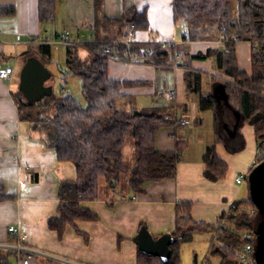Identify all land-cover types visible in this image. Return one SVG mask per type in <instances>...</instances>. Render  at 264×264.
Instances as JSON below:
<instances>
[{
  "label": "trees",
  "instance_id": "obj_1",
  "mask_svg": "<svg viewBox=\"0 0 264 264\" xmlns=\"http://www.w3.org/2000/svg\"><path fill=\"white\" fill-rule=\"evenodd\" d=\"M102 2L92 0L93 42L70 40L64 44L65 74L61 78L65 81L71 76L79 80L85 105L70 94L55 95L53 91L35 102L27 101L19 89L13 96L18 118L29 124L30 133L41 139L47 148L54 149L58 161L71 162L76 170L74 180H60L59 217L47 222L48 229L55 231L59 238L67 226L97 219L81 203L98 197L100 178L109 184L113 196L122 175L132 193L141 192L145 182L174 178L184 149L181 142H176L174 151H159L154 146L158 130L175 125L165 119L174 116L171 103L175 98L166 106L127 109L126 105L132 106L133 98L122 94L121 89L142 85L143 81L109 78L111 53L107 49L113 50L117 60L123 62L182 69L185 94L197 96L199 112L212 114L215 140L203 156L206 178L224 179L227 166L216 156L215 144L222 143L230 153L239 152L244 146L240 133L244 124L253 126L260 153L258 162L264 160V0H172L173 19L184 24L185 41L221 42L220 46L197 53L171 43L126 42L135 31L148 30L146 11L129 8L120 17L109 19L101 11ZM12 14V7H0V16ZM37 17L41 24L52 23L56 17V0H37ZM238 42L250 44L249 71L238 64ZM51 47L33 45L24 52V63L29 58L41 61V57L45 66L51 64ZM82 51L85 54L81 57ZM194 60H211L220 73L210 76L207 93L202 91V72L192 67ZM183 109L185 113L187 109ZM128 137L134 142L131 168L122 164V147ZM247 190V199L234 201L215 223L195 221L191 216V203H176L174 230L169 233L172 242L168 261L138 252L136 264H180L181 245L192 241L196 235L207 233L213 235L209 252L221 256L220 264H236L235 249L244 242L242 234H255L258 224L264 222V214L255 209L250 198L248 185ZM8 199L14 196L6 194L0 183V202ZM11 257H14L12 251H1L0 264H12Z\"/></svg>",
  "mask_w": 264,
  "mask_h": 264
},
{
  "label": "crops",
  "instance_id": "obj_2",
  "mask_svg": "<svg viewBox=\"0 0 264 264\" xmlns=\"http://www.w3.org/2000/svg\"><path fill=\"white\" fill-rule=\"evenodd\" d=\"M171 3L172 0H103L101 11L109 19L120 17L129 8L146 11L148 30L135 31L126 42L171 43L190 53L221 45V42L185 41V26L174 21ZM0 7L13 8L12 15L0 16V67L13 68L8 80L0 79V183L6 194L14 196V199L0 202V252L11 250L15 244L16 236L8 231V227L13 226L22 244L32 251L28 264H136L140 251L134 237L140 227L145 226L153 237L171 233L176 203H191V216L195 221L215 223L234 201L246 199L240 197L248 194L247 187L243 188L246 182L237 184L235 178L250 171L256 155L258 144L253 126L244 124L240 128L244 140L241 150H247L246 153L241 150L230 153L222 143L215 144L216 156L226 164L227 173L224 179L212 181L204 176L203 156L206 148L214 143V133L201 131L203 121L196 118L197 99L185 94L182 69L110 58L109 78L143 81L142 85L121 89L122 94L133 98L132 106L126 105L127 109L170 105L172 100L165 99V94L175 90L171 115L187 120L188 124L161 127L154 146L159 151H174L176 142H181L184 149L175 177L145 182L141 192L132 193L122 175L114 197L109 184L100 178L98 197L81 203L97 219L77 221L74 226H67L59 238L55 231L48 229L47 222L59 217L60 180H74L76 170L71 162L58 161L55 150L47 148L41 139L30 133L29 124L18 118L13 96L24 64L19 60L33 47L32 39L68 31L74 43L93 42L92 0H56L55 20L47 24L38 21L37 0H0ZM17 35L19 41H16ZM243 46H247L245 50ZM79 54L82 57L85 53ZM236 54L239 66L249 71L250 44L238 42ZM191 64L202 72L204 82L206 79L208 87L202 91L207 93L210 76L220 73L211 60H194ZM61 72L63 76L65 71L61 69ZM189 103L191 108H188ZM183 107L187 109L185 113ZM133 144L131 137L124 140L122 164L125 168L132 166ZM212 237V234L208 236L209 243ZM12 264H17L16 260Z\"/></svg>",
  "mask_w": 264,
  "mask_h": 264
},
{
  "label": "water",
  "instance_id": "obj_3",
  "mask_svg": "<svg viewBox=\"0 0 264 264\" xmlns=\"http://www.w3.org/2000/svg\"><path fill=\"white\" fill-rule=\"evenodd\" d=\"M49 77L50 72L41 61L36 58H29L21 67L18 89L27 101H38L48 96L52 91L45 84ZM246 183L255 209L264 214V160L250 169ZM255 236V263L264 264V222L258 224ZM134 242L141 253L148 256H157L163 262L168 261L170 255L169 245L172 242L170 234H164L154 239L146 227L142 226L134 237Z\"/></svg>",
  "mask_w": 264,
  "mask_h": 264
},
{
  "label": "rangeland",
  "instance_id": "obj_4",
  "mask_svg": "<svg viewBox=\"0 0 264 264\" xmlns=\"http://www.w3.org/2000/svg\"><path fill=\"white\" fill-rule=\"evenodd\" d=\"M242 44H239V47L241 48ZM247 46H243V50H245ZM239 49V48H238ZM39 59L43 62V59L39 57ZM64 44L62 45H57L53 44L52 45V55H51V64L47 65V69L51 73V78L45 83L48 85L53 93L55 95H62V94H70L76 101H78L80 104L85 105V101L83 99V96L81 94L80 90V82L77 78L75 77H68L65 81L61 78L62 73L61 69L64 70ZM24 61L23 58L21 61ZM205 82H203V91L208 87ZM19 84V82H18ZM18 90V88H17ZM194 96V95H192ZM197 99V96H194ZM142 104V103H140ZM188 108H191L190 103L188 104ZM190 116V115H189ZM196 118H200L203 121L201 131L204 133H210L212 135V114L211 112H198L196 114ZM258 146L256 147L257 150ZM243 150V149H242ZM241 150V151H242ZM239 151L238 153H240ZM246 153L247 150H244ZM247 187L245 184L243 186ZM247 191V190H246ZM241 194V200L248 197V194L244 195ZM208 236H210V233L208 234H201L199 238H193L192 241L183 243L180 247V264H219L221 260V256L217 253H210L209 252V241H208ZM211 242V241H210ZM12 262L15 263V257L10 258Z\"/></svg>",
  "mask_w": 264,
  "mask_h": 264
},
{
  "label": "built area",
  "instance_id": "obj_5",
  "mask_svg": "<svg viewBox=\"0 0 264 264\" xmlns=\"http://www.w3.org/2000/svg\"><path fill=\"white\" fill-rule=\"evenodd\" d=\"M69 34L70 33L68 31H65L64 33L59 34L55 37L45 36L40 39H32L30 43L32 45H53V44L62 45L70 41ZM19 40H20V36L17 35L16 41H19ZM106 51L111 53V57H110L111 59H117L118 56L113 50L107 49ZM12 72H13L12 67H9V66H6L4 68L0 67V79L3 81L8 80ZM175 95H176L175 90L173 89L169 90L165 94V99L171 101L175 98ZM165 119L173 121L175 123V125L173 126H177V125L183 126V125L188 124L187 120L179 118L175 115L171 117L166 116ZM259 157H260V153H259V149H257L256 155L252 161V165L250 169H252L259 163L258 162ZM247 175H248V172L238 175L235 178L236 183L243 184L244 182H246ZM8 231L14 234L17 238L15 244L12 246L11 250H9L14 253L16 263L17 264H28V259L30 258V254L32 253V251H28V249L22 244V242L20 241V238L17 235V229L15 227L13 226L8 227ZM242 237L244 239V242L238 245L235 249L237 263L238 264H256L255 258H254V247H255L254 241H256L255 234L252 232H245L242 234Z\"/></svg>",
  "mask_w": 264,
  "mask_h": 264
}]
</instances>
